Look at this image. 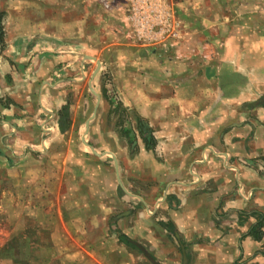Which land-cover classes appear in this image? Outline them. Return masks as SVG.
<instances>
[{"label":"crops","instance_id":"obj_1","mask_svg":"<svg viewBox=\"0 0 264 264\" xmlns=\"http://www.w3.org/2000/svg\"><path fill=\"white\" fill-rule=\"evenodd\" d=\"M101 1L109 3V9L101 4L102 12L114 17L113 27L117 32L128 33L127 0ZM18 2L35 4L33 0ZM95 2L37 0L36 21L24 15V8L29 9L28 6L17 12L11 24L8 21L9 26H4L3 18L0 211L14 209L13 193L2 185L5 179L17 177L16 160H24L30 148L34 151L35 147H44L39 116L47 97L45 88L38 85L45 72L43 68L51 59L54 64H61L64 58L73 55L62 51L67 49L61 42L62 34L65 31L75 35L81 33L83 17L92 19L95 16ZM241 3L244 5H239ZM248 3L166 0L176 36L152 48L128 43L135 51L151 52L149 57L144 53V59L132 62L139 70L141 67L149 69V81L141 75H124L120 88L138 113L157 132L166 134L160 146L168 149V162L173 165L166 175L172 185L166 192L169 219L162 224H171L175 228L174 235L162 226L169 243L174 238L175 243L178 241L180 258L184 262L186 256L187 264H264V73L257 71L264 67V62L255 64L243 55L254 48V36L258 35L260 40L264 31L254 32L257 28L252 24L246 26L236 22L251 13L264 11L259 4L255 8L261 9L253 10ZM13 7L0 13L7 17L8 9H19ZM208 9L211 10L208 12ZM89 23L84 28L91 31L94 25ZM245 30L252 31L249 38L242 37ZM227 33L226 42L222 38ZM201 34L212 35L216 43L212 46L221 51L219 55L179 58L183 52H199L210 47L202 40H194ZM259 45L264 49L263 42ZM124 63L126 65L128 60ZM43 81L42 84L46 82ZM56 130V135L62 133L58 125ZM39 184L37 189H40ZM41 193L34 188L25 200L27 205L32 203L38 213L44 205L45 192ZM76 207L75 211H92L87 206ZM60 231L53 232L56 240L65 237ZM80 238L83 240V235ZM68 239L74 238L70 234ZM71 253L68 257L80 263L82 251Z\"/></svg>","mask_w":264,"mask_h":264},{"label":"rangeland","instance_id":"obj_2","mask_svg":"<svg viewBox=\"0 0 264 264\" xmlns=\"http://www.w3.org/2000/svg\"><path fill=\"white\" fill-rule=\"evenodd\" d=\"M239 1H249L251 9L264 11V0ZM0 2L3 12L13 5V8L19 7L8 9L5 27L17 18V12L24 6L29 7L24 8V15L37 20V0H33L35 4H20L18 0ZM102 3L101 0L94 3L92 19L83 17L81 33L65 31L62 34L61 42L67 46L62 51L73 55L64 58L61 64H54L51 59L43 68L45 72L38 85L45 88L47 99L43 101L39 128L40 139L45 143L44 147L33 148L34 151L28 149L24 160H16L17 177L3 181L2 188L10 189L14 195V209L0 211V264H152L136 244L160 264H183L178 241L175 243L174 238L169 243L166 229L161 225L169 219L166 192L172 186L166 175L173 164L168 162V149L160 146L166 134L157 132L125 99L120 88L124 75H141L149 81V69L139 70L132 62L144 59L145 54L149 57L151 52L131 49L128 43H137L129 31L125 35L117 32L113 27L114 17L102 12ZM258 4L261 8H255ZM107 18L113 21L108 23ZM193 21L196 23L197 19ZM237 21L246 26L252 24L257 28L254 32L264 31V12L251 13ZM87 22L90 26L93 23V32L84 28ZM251 34L250 30L241 33L243 38ZM227 36L228 33L222 40L227 42ZM258 37L254 36V48L243 55L255 64H262L264 49L258 44H264V35L260 40ZM194 40H202L210 47L199 52H183L179 58L184 55L199 59L203 54L213 57L221 52L212 46L216 44L212 35L201 34ZM85 56H93L102 64L92 82L100 97L98 106V98L90 90L97 63ZM124 60H128L126 65ZM260 68L257 71L264 73V67ZM67 104L69 117L64 128L67 130L61 129L62 133L56 135L60 111ZM94 114L87 131L86 123ZM93 151L105 155L98 157ZM116 167L123 187L131 196L119 184ZM38 182L40 189L36 188ZM34 188L45 192L39 213L32 203H25ZM76 206L81 209L87 206L92 211H75ZM56 230H61L65 237L56 240L53 237ZM68 232L76 240L68 239ZM124 234L134 247L120 242ZM78 249L83 256L80 263L68 257Z\"/></svg>","mask_w":264,"mask_h":264},{"label":"built area","instance_id":"obj_3","mask_svg":"<svg viewBox=\"0 0 264 264\" xmlns=\"http://www.w3.org/2000/svg\"><path fill=\"white\" fill-rule=\"evenodd\" d=\"M129 34L138 45L158 47L174 38V26L166 0H127ZM104 6L109 9V3Z\"/></svg>","mask_w":264,"mask_h":264},{"label":"trees","instance_id":"obj_4","mask_svg":"<svg viewBox=\"0 0 264 264\" xmlns=\"http://www.w3.org/2000/svg\"><path fill=\"white\" fill-rule=\"evenodd\" d=\"M3 18H4V14L0 13V43L2 44L4 42V31H3ZM68 104L64 107H62L61 111H60V116H59V126L61 129L64 130L65 128V124H68V117H69V108H68ZM163 225L167 231L169 232L170 235H174L175 233V228L171 225V224H161ZM120 242L125 243L128 246H133V243L131 242V240L125 236V235H121L120 236Z\"/></svg>","mask_w":264,"mask_h":264},{"label":"water","instance_id":"obj_5","mask_svg":"<svg viewBox=\"0 0 264 264\" xmlns=\"http://www.w3.org/2000/svg\"><path fill=\"white\" fill-rule=\"evenodd\" d=\"M87 58H89L90 60H95V58H93V57H87ZM95 61H97V69H96V71H94V74H93V76H92V79H91V81H90V90L92 91V93L94 94V96H97V98H98V104H97V106L99 105V103H100V97H99V95L94 91V89L92 88V82H93V80H94V77H96V75L98 74V72L100 71V69H101V66H102V64H101V62L100 61H98V60H95ZM96 106V107H97ZM98 108V107H97ZM95 116H96V114H94L93 116H92V118L86 123V127H87V131H88V129H89V125H90V122H91V120H93L94 118H95ZM84 144H86L87 145V143L84 141ZM89 146V145H88ZM94 152V154H96L98 157H103L105 154H99V153H97L96 151H93ZM116 171H117V176H118V181H119V184L121 185V187L125 190V188L123 187V184H122V182H121V179H120V176H119V168L118 167H116ZM126 191V190H125ZM127 192V191H126ZM128 193V192H127ZM129 194V193H128ZM130 196H131V194H129ZM137 245V247L144 253V255L147 257V259L152 263V264H160L159 262H157L156 260H155V258H153V256L145 249V248H143L140 244H136ZM188 263V260H187V257L186 256H184V262H183V264H187Z\"/></svg>","mask_w":264,"mask_h":264},{"label":"bare ground","instance_id":"obj_6","mask_svg":"<svg viewBox=\"0 0 264 264\" xmlns=\"http://www.w3.org/2000/svg\"><path fill=\"white\" fill-rule=\"evenodd\" d=\"M94 58V57H93ZM89 59V58H88ZM95 60H96V58H95ZM96 63H97V61H96Z\"/></svg>","mask_w":264,"mask_h":264}]
</instances>
